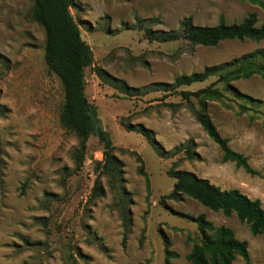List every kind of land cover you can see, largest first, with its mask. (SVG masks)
I'll list each match as a JSON object with an SVG mask.
<instances>
[{
	"label": "rangeland",
	"instance_id": "1",
	"mask_svg": "<svg viewBox=\"0 0 264 264\" xmlns=\"http://www.w3.org/2000/svg\"><path fill=\"white\" fill-rule=\"evenodd\" d=\"M71 2L70 12L93 57L84 70L85 95L111 139V154L122 162V181L96 170L95 163L103 160L97 136L90 135L81 152L80 138L59 121L62 85L46 68L44 30L31 18L33 0H0V264H190L186 255L202 235L185 215L199 214L247 242L248 262L237 256L232 264H264L262 234L252 235L234 213L209 210L186 195L165 197L173 186L168 170L174 165L258 199L264 208V81L256 75L231 81L239 96L217 84L223 97L205 102L219 134L248 158L255 175L222 160L219 147L195 120L190 105L200 109L198 100L190 103L161 90L126 95L116 86L171 83L179 75L264 48V40L247 39L214 46L184 39L158 42L144 36V27L176 30L186 17L197 25L238 23L252 11L260 26L264 12L241 0ZM216 78L180 89L196 90ZM125 123L151 129L166 151L192 140L194 157L184 152L161 157ZM95 183L99 195L93 193ZM119 185L128 193L126 201ZM166 241L176 254L169 260Z\"/></svg>",
	"mask_w": 264,
	"mask_h": 264
},
{
	"label": "trees",
	"instance_id": "2",
	"mask_svg": "<svg viewBox=\"0 0 264 264\" xmlns=\"http://www.w3.org/2000/svg\"><path fill=\"white\" fill-rule=\"evenodd\" d=\"M248 1L258 6L264 12V0ZM71 0H33L31 18L44 30L43 59L49 72L55 74L62 85L63 102L59 111L61 125L73 131L80 138V149L83 152L85 142L90 135H95L103 143V160L95 163L99 174L107 175L114 182L122 181V162L111 154L113 145L97 116L95 107L87 100L85 95L84 70L92 65L93 57L90 46L82 39L79 26L73 18L70 7ZM257 14L252 11L246 14L240 22L226 24L220 20L214 26L197 25L191 17L183 18L176 30H152L144 27V36L148 40L158 42H171L184 39L193 45L214 46L219 41L228 39L237 40H264V24L257 26ZM141 26V25H138ZM97 73L100 70L96 69ZM216 75L214 82L196 90H181L180 87L201 82L208 77ZM252 75L264 81V48H257L244 53L229 61L217 65L205 66L199 72L182 74L173 79L171 83L156 82L144 86L143 89L129 87L124 82L116 86L126 95L146 93L150 90L173 91L180 95L182 100H198L200 109L190 105L195 120L200 124L208 137L219 147L223 161L233 162L249 174H259L248 164V158L242 153L232 150L228 139L222 137L205 113L206 100H220L223 95L216 87L224 84L236 96L239 93L230 82L236 79H246ZM125 129L140 133L151 145L155 153L161 157H169L177 152H184L188 159L194 157L193 142L188 140L185 144L176 147L172 152L164 150L155 140L154 132L141 124H124ZM137 158L140 157L138 156ZM174 178L172 189L165 195L169 199H178L186 195L205 208L220 211L228 216L234 213L240 222L248 224L252 235L262 234L264 242V208L258 199H249L237 189H221L210 183L207 179L198 177L191 171L175 168L168 170ZM123 200L127 194L122 185H119ZM94 195L101 193L100 187L95 183ZM124 226L128 222L127 210L123 209ZM196 222L201 233L199 242L192 245L186 259L190 264H232L239 256L248 262L247 242L235 237L233 231L225 226H214L206 220L204 214L195 217L185 215ZM176 254L170 251L169 244L165 242V257L169 260ZM72 264H77L76 262Z\"/></svg>",
	"mask_w": 264,
	"mask_h": 264
}]
</instances>
